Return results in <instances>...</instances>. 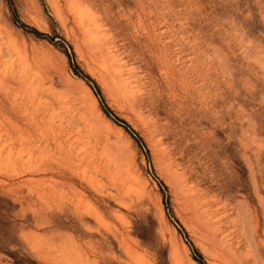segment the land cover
Returning a JSON list of instances; mask_svg holds the SVG:
<instances>
[{"label": "rangeland", "instance_id": "rangeland-1", "mask_svg": "<svg viewBox=\"0 0 264 264\" xmlns=\"http://www.w3.org/2000/svg\"><path fill=\"white\" fill-rule=\"evenodd\" d=\"M0 264H264V0H0Z\"/></svg>", "mask_w": 264, "mask_h": 264}]
</instances>
